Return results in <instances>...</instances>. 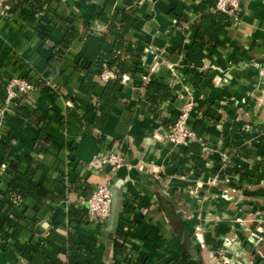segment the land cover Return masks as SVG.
Here are the masks:
<instances>
[{"label":"crops","instance_id":"crops-1","mask_svg":"<svg viewBox=\"0 0 264 264\" xmlns=\"http://www.w3.org/2000/svg\"><path fill=\"white\" fill-rule=\"evenodd\" d=\"M11 6L9 0H0V108L4 85L13 77H40L48 86L25 98L30 109L17 111L13 106L0 122V167L4 168L0 173V264H30L33 250L43 244L50 264H115L114 254L117 259L120 255L115 247L120 225L113 231L108 222L92 219L87 200L100 184L120 180L121 222L135 221L129 241L144 252L146 264H208V258L224 251L218 235L228 237L227 261L264 264L261 239L240 236L235 219L244 211L233 205V194L221 200L222 206L213 207L221 216L210 224L211 232L202 231L207 228L203 221L207 211L196 206L189 212L183 200L200 187V195L192 196L219 195L210 187L218 181L216 165L226 149L236 152L251 143L264 145V82L254 66L264 58V0H237L232 24L224 28L216 46H208L197 33L198 17L215 10L203 0H51L42 12L25 2L15 10ZM119 11L136 20L122 30L130 72L122 77L117 102L103 129L73 138L62 129L66 109L76 108L88 122L96 114L94 99L81 91L82 69L89 62L80 57V51L86 36L106 32L112 15ZM69 30L77 33L70 44L63 40ZM108 41L114 42V37ZM195 41L200 46L189 50ZM189 67L202 72L199 87L187 74ZM96 80L99 96L106 81ZM148 83L171 86L172 96L158 105L147 102ZM187 102L193 103L191 124L203 119L206 125L202 141L208 146L203 150L208 171L204 174L188 169L178 175L171 166L185 145H173L167 135ZM43 113L47 114V142L39 139ZM99 152L117 153L124 164L115 172L92 171L88 165ZM236 153L231 156L236 158ZM260 156L258 169L264 179V148ZM243 157L237 161L245 162ZM30 167L35 168L34 180L49 191L62 179L68 185L66 197L55 198L51 193L44 203L28 198L19 205L6 200L1 190L7 188L15 170ZM234 177L228 178L235 182ZM50 233L64 242L58 238L47 242ZM72 238L84 245L80 255L72 247Z\"/></svg>","mask_w":264,"mask_h":264},{"label":"trees","instance_id":"trees-1","mask_svg":"<svg viewBox=\"0 0 264 264\" xmlns=\"http://www.w3.org/2000/svg\"><path fill=\"white\" fill-rule=\"evenodd\" d=\"M9 0L12 2L11 9L15 10L17 4L27 3L37 12H42L51 3V0ZM203 2L210 7L215 9L201 14L197 21V33L198 36L208 45L216 46L221 43L220 35L225 27L232 24L231 15L219 10L217 8L218 0H203ZM136 20L134 17L127 14L125 11L115 12L112 15L111 22L106 32L99 35L88 34L85 38L84 45L80 51V57L89 62V66L84 67V79L81 84V91L95 101L96 114L91 122L86 121L78 112L76 108L68 107L65 115L62 118V129L73 138H79L83 135H93L95 131L102 130L105 123L107 122L116 102V92L122 81V77L130 72V67L126 61L125 54L123 52L124 40L122 38V30L124 28H130L135 24ZM77 33L73 30H69L63 40L70 44L76 38ZM113 36L114 42H109L108 37ZM200 46V42L195 41L189 50L195 51ZM98 62L99 65L94 67V63ZM108 69L114 72L115 77L108 79L105 83L104 89L101 95L97 96L99 88V82L96 80L97 77H101L103 70ZM187 74L192 75V81L194 86L199 87L202 78V72L195 70L191 67L187 69ZM27 80L34 85L35 89H43L48 85L45 80L39 78L25 77ZM7 88V83L4 85ZM147 102L151 104H157L159 101L168 99L172 96L173 89L169 85H161L158 83H148L145 86ZM52 90L57 94L56 88L52 87ZM28 93L21 94L16 100L14 109L17 111H27L32 106L28 103H24L25 98L28 97ZM142 102V101H141ZM146 102V103H147ZM143 102L142 104H144ZM35 112L39 111L37 108H33ZM43 124L40 128L39 139L43 142H47L48 138L46 135L48 123L47 114H41ZM191 128L196 132L197 138L190 140L183 149V152L179 156H174L171 160V166L175 169L178 175H184L189 171L198 174H204L208 171L206 165L207 160L204 156L203 148V136L205 133L206 125L203 119H197ZM99 137L100 134L97 133ZM35 168L30 167L26 171L16 169L12 175L8 186L5 190H1L3 197L14 203L22 204L26 199L33 198L37 202H46L50 194L55 195V198L63 199L66 197V190L68 185L62 181H58L53 191H49L44 185L34 180ZM124 221L120 224L118 239L115 242L116 249L122 251L125 255V260L122 255L117 253L114 254V261H119L120 264H146L144 252H139L137 260L132 261L130 259L131 253L128 251V239L129 234L124 229ZM59 239L64 242L63 237H58L57 234L50 235L47 238V242H52ZM72 247L79 250L78 255L81 254V248L84 245L81 243L75 244L74 239H71ZM119 253V252H118ZM187 254V253H186ZM30 264H50V256L48 248L45 244L38 245L33 250V256Z\"/></svg>","mask_w":264,"mask_h":264},{"label":"rangeland","instance_id":"rangeland-1","mask_svg":"<svg viewBox=\"0 0 264 264\" xmlns=\"http://www.w3.org/2000/svg\"><path fill=\"white\" fill-rule=\"evenodd\" d=\"M3 106L2 102L0 110L3 109ZM4 118V115H0V122H2ZM262 148H264V145L251 143L246 149H238L236 151L237 153L235 150L231 151L230 149H226V151L223 152L224 155L221 156V163L216 165V168H218V171L216 172V178L218 181L215 184H211L210 187L211 190H216V193L218 192L219 195L213 198L208 195L209 197L205 196L201 199V197L192 196V194L196 192L194 191L193 193L189 192L188 197L183 199L186 200L188 204L189 212L194 210L191 207L195 208L196 206L202 207L204 211H207L208 216L203 219L207 228L202 231L206 230L211 232V229L209 228L210 224L213 223L214 220L219 221L221 216V214H216L213 207L217 208V206H222L225 202L221 200H226L229 198L227 197L228 195L233 194V199L230 197L234 202L233 205L236 207L239 206L240 209L244 211V213L240 212V215L235 219V222L240 225V228H238L241 232L240 236L245 237L247 240H252L250 238H259L264 244V179H261V169H258V166H260L259 161ZM235 153L236 158H233L231 154ZM242 154H244L246 159H243L245 162L239 163L237 160H239V157H241ZM3 169L4 168L1 166L0 173L3 172ZM230 175L235 176V182L228 178ZM242 177L247 179L246 183L242 180ZM220 180L222 183H220ZM224 180L225 182H223ZM231 182H234V184H231ZM194 186V184H191L189 187L194 188ZM229 186H234L236 189L233 191L231 188H228ZM201 189L202 188L200 187L197 190V194H195L199 196ZM171 203L172 201L169 202V204ZM190 215L192 214H189L187 217ZM130 220L135 222L133 219H128V221ZM222 236L218 235V237L223 240L222 246L219 248H222L224 251L221 252L220 250L221 255L218 257L214 256L213 258H208V264H232L227 261V258L225 257V251L230 246L227 243L228 237L223 236L222 238ZM187 254L189 255L188 252Z\"/></svg>","mask_w":264,"mask_h":264},{"label":"built area","instance_id":"built-area-1","mask_svg":"<svg viewBox=\"0 0 264 264\" xmlns=\"http://www.w3.org/2000/svg\"><path fill=\"white\" fill-rule=\"evenodd\" d=\"M237 7V0H218V8L225 13L230 15L235 14ZM254 66L258 72V78L261 82H264V58L260 61L254 62ZM115 77L113 71L105 69L102 72L101 78L104 81ZM36 89L34 85L31 84L27 78L22 76H16L11 78L7 82L6 94L3 100V109L0 110V115H4L5 111L11 109L15 105V100L25 93H32ZM193 109V103L187 102L181 110V113L177 121L172 125L167 139L170 143L175 146L186 145L190 140H195L197 138L196 132L191 128V112ZM205 151L208 150L207 144L202 143ZM124 164V158L117 153L108 152L103 153L99 152L89 163L88 167L92 171H100L105 169H110L112 172H115L120 166ZM111 184H100L89 196L87 200L88 213L92 219H98L101 222H107L108 218L111 215L112 211V190ZM134 222L127 219L124 221V229L129 234V238L132 237L135 231ZM139 241V239H138ZM128 251L131 253L130 259L132 261L137 260V255L139 250L136 249L135 245L131 243L128 239ZM125 260V255L122 254V251H119ZM115 264H120L119 261H116Z\"/></svg>","mask_w":264,"mask_h":264},{"label":"water","instance_id":"water-1","mask_svg":"<svg viewBox=\"0 0 264 264\" xmlns=\"http://www.w3.org/2000/svg\"><path fill=\"white\" fill-rule=\"evenodd\" d=\"M123 181L120 180L117 183L112 184V211L111 215L108 218L107 222L110 226V229L117 231L121 222V212H122V189Z\"/></svg>","mask_w":264,"mask_h":264}]
</instances>
